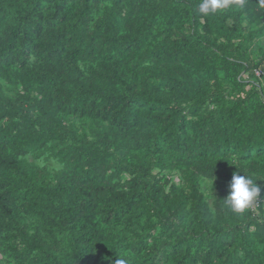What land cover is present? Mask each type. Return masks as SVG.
<instances>
[{
	"label": "trees",
	"instance_id": "1",
	"mask_svg": "<svg viewBox=\"0 0 264 264\" xmlns=\"http://www.w3.org/2000/svg\"><path fill=\"white\" fill-rule=\"evenodd\" d=\"M199 3L0 0V264H264V0Z\"/></svg>",
	"mask_w": 264,
	"mask_h": 264
},
{
	"label": "clouds",
	"instance_id": "2",
	"mask_svg": "<svg viewBox=\"0 0 264 264\" xmlns=\"http://www.w3.org/2000/svg\"><path fill=\"white\" fill-rule=\"evenodd\" d=\"M243 4L244 0H200L198 11L202 16L206 17L228 9L233 5L242 6ZM239 171L232 173L230 191L223 201L233 212L243 213L254 202H257L261 189L251 177L244 172L243 175H240L238 174ZM116 264H124V262L121 260L117 261Z\"/></svg>",
	"mask_w": 264,
	"mask_h": 264
},
{
	"label": "rangeland",
	"instance_id": "3",
	"mask_svg": "<svg viewBox=\"0 0 264 264\" xmlns=\"http://www.w3.org/2000/svg\"><path fill=\"white\" fill-rule=\"evenodd\" d=\"M40 164H45L49 167L56 166V161L53 158L50 159H40L38 161ZM201 189L208 200H211L212 197L216 194L217 186L213 181L205 180L202 185Z\"/></svg>",
	"mask_w": 264,
	"mask_h": 264
},
{
	"label": "built area",
	"instance_id": "4",
	"mask_svg": "<svg viewBox=\"0 0 264 264\" xmlns=\"http://www.w3.org/2000/svg\"><path fill=\"white\" fill-rule=\"evenodd\" d=\"M252 73H253V76H255L256 78H258L260 80H264V70L263 69L254 68ZM261 204H262V199L258 197L257 202H254L249 207L252 215L259 221L264 220V214H261V212H260Z\"/></svg>",
	"mask_w": 264,
	"mask_h": 264
}]
</instances>
